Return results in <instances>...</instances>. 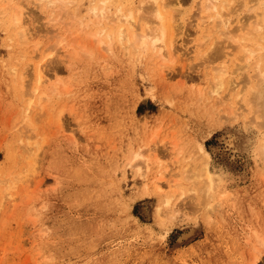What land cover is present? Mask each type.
<instances>
[{"label": "rangeland", "instance_id": "374dc122", "mask_svg": "<svg viewBox=\"0 0 264 264\" xmlns=\"http://www.w3.org/2000/svg\"><path fill=\"white\" fill-rule=\"evenodd\" d=\"M228 1L166 8L162 57L109 44L91 0H0V264H264V124L243 97L264 76V0Z\"/></svg>", "mask_w": 264, "mask_h": 264}, {"label": "bare ground", "instance_id": "6f19581e", "mask_svg": "<svg viewBox=\"0 0 264 264\" xmlns=\"http://www.w3.org/2000/svg\"><path fill=\"white\" fill-rule=\"evenodd\" d=\"M43 1H45L47 4L50 5V4L54 3L56 0H38L39 3H42ZM111 1L112 0H91V5L88 8V11L93 16L94 20L98 23H103V30L102 31H103V33H105V35L109 41V44H112L117 40L118 42L125 44V47H127V48L134 47V48H137L139 51L151 45L154 49L155 48L158 49V51L162 57L167 56L166 54L169 52V49L167 47L166 35H165V15L166 14L163 11H165L166 8H168V7H172L173 5L175 6V4L180 3L181 0H140V3L138 2L139 0H137L138 5L137 6L133 5V7H130L129 3L126 5L123 3L113 4ZM233 1L234 0H229L228 5L232 6ZM263 4H264V2H263ZM181 5H179V6H181ZM65 6L69 7L68 4H65ZM217 6H218L217 0H207V3L204 5V9H207V11L210 12L212 9L214 10L215 8H217ZM17 8H18V12L12 17L13 23L11 24V26L15 30V32H16L15 34L18 35V37H19V39H21V41H23L24 43H29V40L31 37H33L32 34L34 35V32H31L30 26L28 25V17L26 14L25 6L18 5ZM65 9H67V8H65ZM174 11H175L174 9L170 10V14H172L173 17H175V15H176V13L174 14ZM224 12L222 10H220V11L215 10L214 14L212 15V16H215L216 18H218V26L221 28H222V26L227 28L230 25V19L225 18V16H224L225 14H227V12H225V13ZM204 17L202 16V18H204ZM139 24L142 25L143 29H144V27L146 28L145 32L144 31L141 32V30H140L141 27L138 28ZM134 25H137V28L134 27ZM135 28L138 29L140 32L136 31ZM238 32H240V31H238ZM243 38L244 37H242V39ZM34 44H39V43L34 42L33 46H35ZM248 49L252 53H254V51H255V49H252V48H248ZM37 50H38V46L36 45L35 51L37 52ZM45 51H47V49H45ZM52 51H53V49H52ZM43 52L42 51L39 52V54L41 56V60L39 61V63L36 66L37 67L36 70L38 72V82H39L38 86H36V88H35L36 90L39 88L41 83L46 78L45 73H43L42 67H43L44 63L48 61L47 56L50 57V54L52 53V52L48 53L49 54L48 55V54H45V52L44 53ZM23 55H25V54H23ZM241 67L242 66H240V67L238 66L237 69H235V70H240ZM258 71L262 72V70H258ZM226 72L227 71L224 70V67H222V70L217 71V73L214 76L215 79H213L214 80V85L212 86L213 88L211 87L212 90H210V92L212 91L211 93H213L214 95L215 94L217 95L216 97L220 96L222 100L225 99L224 98L225 96H223L221 94V89L224 85V76H225ZM258 74H260V73H258ZM258 74L256 75L257 79L255 81H253L250 89H248L246 96H243V97L246 98V101L248 102L247 105L250 108H253L252 110L256 111L257 114H259L258 117H262V119H263L262 124H264V76H261V78H260V77H257V76H259ZM263 74H264V70H263ZM237 85H238V82H236V81L232 82V88L234 90L237 89L236 88ZM27 109H30V108L27 106ZM27 112H28V110H27ZM258 120L260 121L261 118ZM258 124H259V122H258ZM259 125H261V124H259ZM262 140L263 139H261L260 142ZM231 145H233V143ZM200 150H201V152H203L205 154V157L208 158V154L205 150H203V147H201ZM259 151L261 153V157L264 158V142L260 143ZM143 156H144V153L142 151H136L131 156V159L129 161L130 164H134L137 160H140L141 158H143ZM202 157L204 158V156H202ZM137 167H138V169H137L138 174L141 175L142 174V171H141L142 167L140 164H138ZM202 172H201V174H202ZM203 173H205L204 177H205L206 183H207V185L204 183L207 186L206 193L207 192L210 193V192H212V190L215 186V180H214L213 175H211V173H209L208 165L204 168ZM199 176H200V174H199ZM161 178H163V175L160 176L159 179H161ZM18 179H19V177H18ZM17 181H19V180H17ZM167 184H169V183H167ZM157 185L159 188H163V185L161 184V182L158 183ZM172 186H173V184H172ZM170 187H171V185H170ZM205 197H204V199H206ZM158 208H160V207H158ZM263 243H264V240H263ZM260 254H262V251L259 250L257 253V256H256V260L254 259L255 262H259V259L262 256Z\"/></svg>", "mask_w": 264, "mask_h": 264}]
</instances>
